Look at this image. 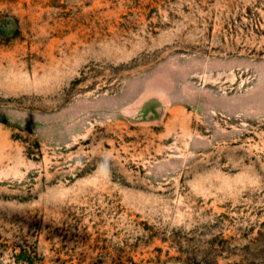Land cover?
I'll return each mask as SVG.
<instances>
[{
	"label": "rangeland",
	"instance_id": "rangeland-1",
	"mask_svg": "<svg viewBox=\"0 0 264 264\" xmlns=\"http://www.w3.org/2000/svg\"><path fill=\"white\" fill-rule=\"evenodd\" d=\"M0 264H264V0H0Z\"/></svg>",
	"mask_w": 264,
	"mask_h": 264
}]
</instances>
